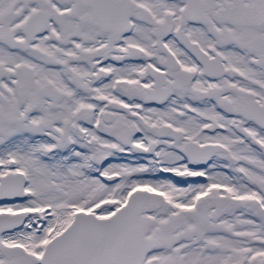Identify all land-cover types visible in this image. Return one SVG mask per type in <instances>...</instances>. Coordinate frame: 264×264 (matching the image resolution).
<instances>
[{"label":"snow or ice","instance_id":"1","mask_svg":"<svg viewBox=\"0 0 264 264\" xmlns=\"http://www.w3.org/2000/svg\"><path fill=\"white\" fill-rule=\"evenodd\" d=\"M0 264H264V0H0Z\"/></svg>","mask_w":264,"mask_h":264}]
</instances>
